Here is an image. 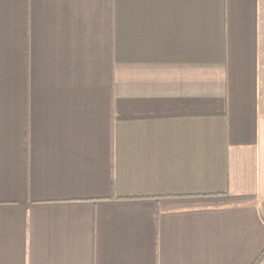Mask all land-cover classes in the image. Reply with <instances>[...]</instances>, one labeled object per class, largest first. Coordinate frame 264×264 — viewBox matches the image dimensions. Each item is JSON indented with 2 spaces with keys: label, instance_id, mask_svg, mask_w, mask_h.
<instances>
[{
  "label": "crops",
  "instance_id": "0c3cea01",
  "mask_svg": "<svg viewBox=\"0 0 264 264\" xmlns=\"http://www.w3.org/2000/svg\"><path fill=\"white\" fill-rule=\"evenodd\" d=\"M263 249L264 0H0V264Z\"/></svg>",
  "mask_w": 264,
  "mask_h": 264
},
{
  "label": "trees",
  "instance_id": "16d2710c",
  "mask_svg": "<svg viewBox=\"0 0 264 264\" xmlns=\"http://www.w3.org/2000/svg\"><path fill=\"white\" fill-rule=\"evenodd\" d=\"M251 264H264V249L257 254Z\"/></svg>",
  "mask_w": 264,
  "mask_h": 264
}]
</instances>
